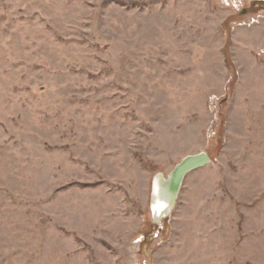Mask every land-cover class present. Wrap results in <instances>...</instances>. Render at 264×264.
I'll list each match as a JSON object with an SVG mask.
<instances>
[{
	"label": "rangeland",
	"instance_id": "374dc122",
	"mask_svg": "<svg viewBox=\"0 0 264 264\" xmlns=\"http://www.w3.org/2000/svg\"><path fill=\"white\" fill-rule=\"evenodd\" d=\"M0 264H264V0H0Z\"/></svg>",
	"mask_w": 264,
	"mask_h": 264
},
{
	"label": "water",
	"instance_id": "95a60500",
	"mask_svg": "<svg viewBox=\"0 0 264 264\" xmlns=\"http://www.w3.org/2000/svg\"><path fill=\"white\" fill-rule=\"evenodd\" d=\"M211 161V157L206 152L188 155L176 164L167 177L164 173L156 174L153 179L151 193V211L153 221L156 224H160L173 213L187 175L206 166ZM157 205H161L163 208L161 214L155 210Z\"/></svg>",
	"mask_w": 264,
	"mask_h": 264
},
{
	"label": "bare ground",
	"instance_id": "6f19581e",
	"mask_svg": "<svg viewBox=\"0 0 264 264\" xmlns=\"http://www.w3.org/2000/svg\"><path fill=\"white\" fill-rule=\"evenodd\" d=\"M162 209H163V208H162L161 205H157V206H155V210H156L157 213H160V214H161V213H162V212H161Z\"/></svg>",
	"mask_w": 264,
	"mask_h": 264
}]
</instances>
